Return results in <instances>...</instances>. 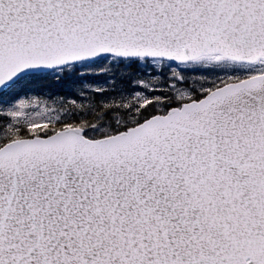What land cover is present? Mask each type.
I'll return each mask as SVG.
<instances>
[{
	"label": "snow or ice",
	"instance_id": "1",
	"mask_svg": "<svg viewBox=\"0 0 264 264\" xmlns=\"http://www.w3.org/2000/svg\"><path fill=\"white\" fill-rule=\"evenodd\" d=\"M0 264H264V0H0Z\"/></svg>",
	"mask_w": 264,
	"mask_h": 264
}]
</instances>
